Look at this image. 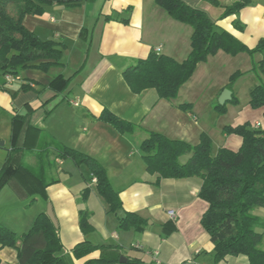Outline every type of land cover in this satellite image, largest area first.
Listing matches in <instances>:
<instances>
[{"label":"crops","instance_id":"0c3cea01","mask_svg":"<svg viewBox=\"0 0 264 264\" xmlns=\"http://www.w3.org/2000/svg\"><path fill=\"white\" fill-rule=\"evenodd\" d=\"M182 1L205 11L218 28L249 47H256L264 37V0H249L239 14L229 16H223L225 8L237 0H217L218 4ZM57 6L40 15H26L23 21L42 40L65 45V68L47 72L28 68L20 73L21 80L11 82L0 77V142H5L0 147L5 149L7 138L12 141L7 152L0 151V169L9 158L31 168L22 169L1 190L0 223L23 234L32 227L36 212H46L51 203L66 264H88L100 258L111 261L102 264H156V251L163 264H249L242 255L215 263L214 244L201 222L208 209V203L199 197L202 178H163L157 183L158 174L147 172L140 146L148 131L192 145L198 144L205 133L213 141L214 152L218 148L237 151L243 139L227 133L226 126L249 124L264 133V106L253 108L250 104L251 91L259 83L251 72V55H230L220 50L198 64L174 99L159 98L155 89L137 94L123 72L151 52L185 60L191 52L193 28L170 17L156 0H83L74 7ZM237 19L243 29L235 26ZM255 59L261 60L262 55L257 54ZM237 71L245 72L230 89L238 103L226 102L227 110L221 113L219 97ZM58 75L65 81L52 84ZM23 84L28 88L23 89ZM105 109L137 129L123 133L102 121ZM15 116L22 120L18 122L16 143ZM62 146L92 157L107 170L112 186L120 192L121 210L109 211L90 167L64 156ZM50 161L54 167L48 169L47 177L58 182L44 190L35 174L42 177L41 163ZM28 200L38 208L35 213L19 216ZM82 209L91 213L94 226L87 235L79 223ZM170 210L175 217L169 215ZM126 212L141 216L143 227L120 228L119 218ZM255 213L264 220V207L255 209ZM258 231L263 233L264 249V228ZM86 239L106 247L76 257L74 247ZM122 257L126 260L121 261ZM0 264H19L16 249L0 248Z\"/></svg>","mask_w":264,"mask_h":264},{"label":"trees","instance_id":"16d2710c","mask_svg":"<svg viewBox=\"0 0 264 264\" xmlns=\"http://www.w3.org/2000/svg\"><path fill=\"white\" fill-rule=\"evenodd\" d=\"M82 1L0 0V77L19 76L22 71L32 67L45 72L52 68H65V45L55 40H42L25 26L23 20L26 15L45 13L49 7H74ZM209 1L218 4L217 0ZM156 3L170 17L193 28L191 52L181 62L157 52L138 59L123 72L125 81L134 93L155 89L159 98L174 99L199 63L220 50L230 55L246 52L253 58L251 72L259 79L251 91L250 104L253 108L264 106V37L256 47H249L230 32L218 28L205 11L193 8L182 0H156ZM248 3L249 0H237L225 8L223 16L239 14ZM234 22L237 28H244L238 19ZM257 54L262 55L259 61L255 59ZM244 74L241 71L233 73L227 88L232 89L233 84ZM60 80L65 81L63 75L56 76L52 84ZM22 88L27 89L28 85L23 84ZM232 102L238 103L237 98L233 97ZM217 107L221 113L227 110L226 104ZM100 119L123 133L137 129L135 124L106 109ZM18 122L22 120L15 116V143L19 138ZM225 131L242 137L239 150L218 148L214 152L213 141L205 133L201 135L198 144L192 145L183 140L171 139L160 132L148 131L147 138L140 146L146 170L150 174H158L157 183L163 178H202L199 197L208 203V209L201 222L214 244L215 263L230 256L242 255L248 258L249 264H264V249L261 247L263 233L258 231V228H264V220L255 213L256 208L264 207V133L251 128L249 124L226 126ZM60 151L76 163H85L90 167L93 179H97V191L107 202L110 212L117 213L123 208L120 192L112 186L107 170L99 162L66 146H62ZM186 155L187 160L182 162L181 158ZM41 167L44 175L35 176L45 190L50 184L58 182V179L47 177L48 169L54 167L53 162L41 163ZM22 169L31 168L24 164L17 165L14 158L7 160L0 169V192ZM43 195L47 197L45 192ZM90 217L88 210L80 211L79 223L85 235L94 231ZM144 223L145 220L134 212H126L125 216L119 218V227L124 229H140ZM4 247L16 249L19 264H66L59 228L55 227L45 211L37 215L32 227L23 234L0 223V248ZM105 247L86 239L74 247L73 253L76 257H84ZM110 262L100 258L92 259L88 264Z\"/></svg>","mask_w":264,"mask_h":264},{"label":"water","instance_id":"95a60500","mask_svg":"<svg viewBox=\"0 0 264 264\" xmlns=\"http://www.w3.org/2000/svg\"><path fill=\"white\" fill-rule=\"evenodd\" d=\"M64 7H65L64 5H59L56 8L57 9H63ZM231 100H232V91L229 88H225L222 91L218 101L221 105H225L226 102L231 101ZM4 144H5V142H3V141L0 142V146H4ZM46 213L49 216V218L51 219V221L53 222V224L55 225V227L59 228L58 221H57V218L55 216L53 206L51 203L48 204ZM120 260L125 261L126 259L124 257H122Z\"/></svg>","mask_w":264,"mask_h":264},{"label":"rangeland","instance_id":"374dc122","mask_svg":"<svg viewBox=\"0 0 264 264\" xmlns=\"http://www.w3.org/2000/svg\"><path fill=\"white\" fill-rule=\"evenodd\" d=\"M7 140V144H6V146H5V149H4V147H0V151L1 150H5V152H7V150H8V148H10L11 146H12V141H11V139H10V137L9 138H7L6 139ZM187 158H188V155H186V156H183L182 158H181V161L182 162H185L186 160H187ZM54 171V175L55 174H57L56 173V168L53 170ZM2 198H5V197H2ZM3 200V199H2ZM25 206V205H24ZM23 206V208H21V211H20V213L18 214L19 216H26V214H31V213H35V210L38 208V207H36L35 205H34V201L33 200H28V202H27V206H25L24 207ZM47 207H48V205H47ZM260 208V207H259ZM259 208H256V210L257 209H259ZM47 211V210H46ZM36 215H38V212H36ZM37 216H35V218H36Z\"/></svg>","mask_w":264,"mask_h":264},{"label":"built area","instance_id":"2783aa9c","mask_svg":"<svg viewBox=\"0 0 264 264\" xmlns=\"http://www.w3.org/2000/svg\"><path fill=\"white\" fill-rule=\"evenodd\" d=\"M160 49H158L157 51H159ZM6 79L11 82V81H14V80H21V77L20 76H12V75H7L6 76ZM94 182H97V179H93ZM169 215L171 217H175V212L173 210H170L169 211ZM155 255H156V258H155V261H156V264H163V262L161 261V259L158 258V255H159V252L156 251L155 252ZM188 264H202V263H198V262H194V261H189Z\"/></svg>","mask_w":264,"mask_h":264}]
</instances>
